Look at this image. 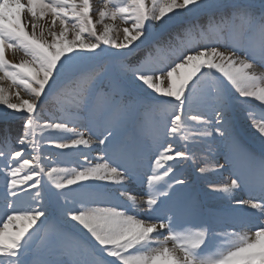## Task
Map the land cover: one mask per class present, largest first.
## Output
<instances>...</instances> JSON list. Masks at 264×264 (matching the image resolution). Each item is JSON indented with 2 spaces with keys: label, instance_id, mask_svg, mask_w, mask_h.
<instances>
[{
  "label": "snow or ice",
  "instance_id": "6c2138e0",
  "mask_svg": "<svg viewBox=\"0 0 264 264\" xmlns=\"http://www.w3.org/2000/svg\"><path fill=\"white\" fill-rule=\"evenodd\" d=\"M3 81L0 119L23 123L0 138V264H264V152L235 130L264 145V0H0ZM188 161L230 169L207 181L222 213L185 206Z\"/></svg>",
  "mask_w": 264,
  "mask_h": 264
},
{
  "label": "rangeland",
  "instance_id": "374dc122",
  "mask_svg": "<svg viewBox=\"0 0 264 264\" xmlns=\"http://www.w3.org/2000/svg\"><path fill=\"white\" fill-rule=\"evenodd\" d=\"M91 3L93 5L94 9H99L102 4L103 0H91ZM93 20H96V14L95 12L92 13ZM108 22V21H105ZM192 23H195V21H191ZM40 23L44 25L45 29H47L48 24L50 23V17L46 18L45 20H41ZM201 24L204 23V20L201 19ZM119 24V22H117ZM123 27V25H120ZM102 28V25H97V29L100 30ZM29 32L31 31V28L29 27ZM56 30H59V27L57 25ZM39 31V30H38ZM45 35H47V31H45ZM117 33L113 32V36H116ZM120 36L122 38V33H120ZM163 39L166 41L168 39L167 36L163 37ZM6 59L10 61L11 63H20L21 60H23L25 57L22 53L13 52L11 50L6 51L5 53ZM140 58V55H138L137 58H135L131 63H135L137 59ZM110 73H116L118 72V69L116 67L110 66L109 68ZM2 86L9 89L10 93H13L12 95V101L17 102L15 99V88H9L10 82L9 81H3L0 82ZM20 95L23 99H28V96L23 92V90H20ZM147 99V97H146ZM3 106H0V109H2ZM42 110L45 112V116L47 117L48 114H54V105L52 104H45L41 106ZM21 114L16 113L9 119H0V122H18L21 120L20 117ZM22 122V120L20 121ZM23 123V122H22ZM71 126V125H69ZM235 130L237 135L240 137L241 141L257 156H259L262 152H264V145L261 144L260 140L257 138V135L255 134L254 130L249 127L248 121L244 119L243 114H239L236 121H235ZM4 135V132L0 135V138H2ZM14 133H11V137L14 140ZM209 145H211L212 151H209ZM182 147V145H179ZM99 146L97 145V148ZM191 150V149H190ZM59 149L51 148L47 144L44 146V154L47 155L49 152L51 153H57L59 152ZM196 156L199 161H203L205 155L208 156V163L212 164L215 163V160L212 159L214 152H215V144L214 142L209 141L208 144L202 145L200 148H197L196 150ZM100 155L98 151H93L91 153L92 157H96ZM219 160V163H224V160L222 158L217 157ZM60 160L63 162L61 166H74L75 157L68 155V156H62L60 157ZM82 160V158H81ZM182 171V175L180 178L185 179L187 181L186 185L181 190L183 196L185 197L184 204L185 206H191L192 203L199 204L204 209H211L214 211H218L222 213V210L224 208V202L221 200L220 196L221 194L213 193L208 188V180L214 181V182H221L224 180H227L229 178V168H225V170L222 173H209L206 177H201V175L196 170V165H194L191 161H188L186 164L183 165L182 170L178 169V172ZM2 180V178H0ZM135 189L137 192L140 191V186L136 185ZM235 197L237 199L240 198H247V192L243 189L237 190L235 192ZM190 218V217H189ZM225 227V225H217V229ZM231 230V229H229ZM167 234V233H165Z\"/></svg>",
  "mask_w": 264,
  "mask_h": 264
},
{
  "label": "trees",
  "instance_id": "16d2710c",
  "mask_svg": "<svg viewBox=\"0 0 264 264\" xmlns=\"http://www.w3.org/2000/svg\"><path fill=\"white\" fill-rule=\"evenodd\" d=\"M143 52H139L137 53L136 56H133L128 62L131 63L135 58L138 57V55H140V57L143 56ZM131 99H135V97H129ZM146 99V98H144ZM21 120H19L18 122H3L1 121L0 122V135L5 132V129H7V131L11 134V133H14V140L15 141V138L18 137L21 132H22V122H20Z\"/></svg>",
  "mask_w": 264,
  "mask_h": 264
}]
</instances>
